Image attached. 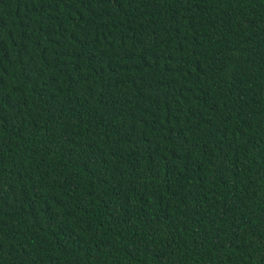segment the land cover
Returning a JSON list of instances; mask_svg holds the SVG:
<instances>
[{
	"label": "trees",
	"instance_id": "trees-1",
	"mask_svg": "<svg viewBox=\"0 0 264 264\" xmlns=\"http://www.w3.org/2000/svg\"><path fill=\"white\" fill-rule=\"evenodd\" d=\"M0 264H264V0H0Z\"/></svg>",
	"mask_w": 264,
	"mask_h": 264
}]
</instances>
